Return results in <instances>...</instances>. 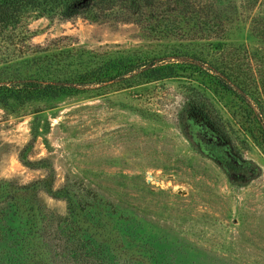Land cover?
<instances>
[{
  "label": "rangeland",
  "instance_id": "1",
  "mask_svg": "<svg viewBox=\"0 0 264 264\" xmlns=\"http://www.w3.org/2000/svg\"><path fill=\"white\" fill-rule=\"evenodd\" d=\"M198 1L213 3L224 31L190 24L165 37L29 9L16 36L0 37V77L69 75L170 47L264 74V0ZM189 75L0 102V264H264V146L195 115ZM213 97L230 119L233 96Z\"/></svg>",
  "mask_w": 264,
  "mask_h": 264
},
{
  "label": "trees",
  "instance_id": "2",
  "mask_svg": "<svg viewBox=\"0 0 264 264\" xmlns=\"http://www.w3.org/2000/svg\"><path fill=\"white\" fill-rule=\"evenodd\" d=\"M205 3L202 5L198 0H0V37L16 36L23 14L29 9L64 19L80 15L94 21H134L145 30L159 32L165 37H184L186 27L190 24V30L201 34L224 31L222 19L212 12L213 3ZM32 59H36L35 56L25 61ZM230 61H225L224 66L218 68L196 52L181 47H170L155 53L131 51L112 55L97 65L84 67L69 75L1 76L0 102L6 103L10 98H41L75 93L112 81L131 85L133 82L185 76L188 72L193 74L192 77L189 75L193 89L201 92V97L193 99L194 114H203L210 126L222 131L226 138L231 135L225 130V122L236 123L238 129L263 147L264 97L261 95L264 74L262 70L258 73L250 62L236 66ZM226 93L235 99L234 102L230 99L226 107L231 111L228 120L212 109L213 96L218 94L221 99ZM72 244L75 250L77 243L74 241Z\"/></svg>",
  "mask_w": 264,
  "mask_h": 264
}]
</instances>
